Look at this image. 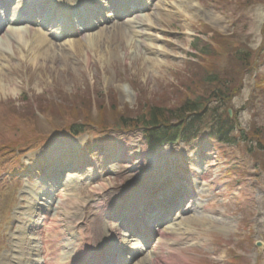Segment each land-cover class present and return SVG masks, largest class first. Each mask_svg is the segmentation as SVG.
Wrapping results in <instances>:
<instances>
[{
    "label": "rangeland",
    "instance_id": "1",
    "mask_svg": "<svg viewBox=\"0 0 264 264\" xmlns=\"http://www.w3.org/2000/svg\"><path fill=\"white\" fill-rule=\"evenodd\" d=\"M152 2L146 12L111 18L75 36H60L61 26L54 25L57 19L50 26L17 25L28 34L21 41L8 32L15 26L12 17L8 31L0 35V264H9L13 237L19 238L14 232L15 212L28 205L22 200L26 179L36 191L44 190L39 180L48 171L43 170L53 166L52 157L60 149L70 150L71 143L77 144L82 164L78 171L68 169L70 162L60 163L59 169L64 167L61 177H72L67 194L75 196L74 218L88 246L102 243L108 228L98 203L110 201L115 206L140 189L163 188L175 174L180 182L189 183L194 167L193 173L201 168L209 181L208 186L196 182L201 191L196 197L213 210L206 213L213 221L191 224L192 237L198 239L181 245L187 259L177 257L174 264H264V252L256 246L264 241V0H195L198 12L190 10L186 0ZM146 16L152 22L145 21ZM96 32L97 46H86ZM34 33L41 34L43 45L35 42ZM197 37L202 40L198 48ZM205 42L212 43L207 56L197 51ZM43 46L51 48L48 54ZM237 50L252 52L250 65L237 58ZM215 70L221 71V80H203ZM226 84L225 104L207 112L204 130L190 143L178 141L152 150L141 130L124 132L111 126L121 117L139 120L153 106L173 109L197 96L220 107L212 95ZM219 115L229 116L235 124L227 138L234 142L213 135L209 121ZM81 123L86 132L72 136L70 127ZM123 149L136 152L134 159L127 157L131 162L119 155ZM17 170L22 172L13 176L11 171ZM53 219L49 239L58 244L60 223ZM52 249L59 255L57 248ZM144 264L165 263L149 259Z\"/></svg>",
    "mask_w": 264,
    "mask_h": 264
},
{
    "label": "bare ground",
    "instance_id": "2",
    "mask_svg": "<svg viewBox=\"0 0 264 264\" xmlns=\"http://www.w3.org/2000/svg\"><path fill=\"white\" fill-rule=\"evenodd\" d=\"M25 1V0H24ZM27 4L32 5L31 7H35L36 5H34V3L32 2H36L35 0H26ZM42 0H39V2H41ZM56 0H53L52 3L54 4ZM59 7H55L57 14H61L62 17L63 15H65V22L68 19L69 16H71L72 18V9L69 5L70 2H72L75 5V2L79 3V6L86 4L87 2L90 1H94L95 0H68V2H64V0H59ZM150 0H147L146 2H149ZM188 1V8L193 9L195 12L199 11V6L198 4L195 5V0H186ZM110 3H112L109 0ZM113 8L114 4H110ZM154 4H151L149 9L153 8ZM20 6L21 9L25 8V6L27 7V5H23L22 1L20 2ZM115 6V5H114ZM75 7V6H74ZM160 7V6H159ZM157 7V8H159ZM20 8V7H19ZM73 8V7H72ZM20 11V9H18ZM17 10V11H18ZM112 16V14H111ZM147 22H152L150 17L146 16L145 17ZM67 23V22H66ZM68 24V23H67ZM69 27H73V30L71 32V35H75L76 33H79L78 28L80 26H77L76 24H68ZM66 27V26H65ZM62 28V27H61ZM8 32H11L12 36L14 38H17L19 40H23L24 38L28 37V34H25V30H22V28L19 27H11V30H9ZM7 32V33H8ZM68 34V32L66 33V31L62 32V35H66ZM100 35L99 32H96V35H92L89 36V40L86 41V43H84L86 46H97V39L100 37L98 36ZM33 37L36 39L35 42L38 41V45L41 46L43 45V42L45 41L44 38L41 36V34H37L34 33ZM1 39H4L3 37H1ZM5 42H7L9 39L5 38ZM99 41V40H98ZM44 47V55L45 53L48 54V52L51 50L50 47ZM1 74V73H0ZM1 81H0V85H1ZM1 87V86H0ZM75 143H71V148L69 146V149L71 151H75L76 148ZM77 145V144H76ZM75 149V150H74ZM70 150H68L70 152ZM67 149H65V151L63 149H60L58 154L62 155V157L67 156ZM68 152V153H69ZM74 157H77L76 154L73 155ZM59 157L57 158L55 161L56 162H60L61 158ZM80 161V159H79ZM167 183L166 185H176L175 182L176 180H174V178L171 176V178H167ZM43 186H44V192L45 193H37L36 188L34 186H32L30 188L27 189V195L29 197V200H31L30 204H28V209L27 210H20V212H17L16 217L20 223L19 225V229L22 230L21 232V241L22 244L21 246H17L16 250L20 251V254L17 253V251L14 253V255L12 256V258L10 260H12V264H17V262H19V264H44V262H42L41 259H44L43 253L45 252L43 250V247L41 248L40 246H38L37 241L35 238H38L37 234L35 232H32L31 228L34 224V226H37L40 223V219L39 218H35L38 214H40V212H42V208H38L37 205L43 204V200H46L44 198H51L50 195H46L44 196L46 193H51L52 191H54L55 189L59 190L60 192L59 194H57V198H55V200L53 201V199L51 201L48 200L47 204L45 205L49 210H51L52 208L56 207L55 209H59L57 212L54 213L53 217L57 218L58 222L60 223V225L58 226V236L63 237L62 243L59 245V249H61L62 251L59 253V256H57L55 258L56 262L55 264H68L70 262L69 257L73 254L72 251H67V254L65 252V248L69 247L70 245H74L75 241L73 239V230H74V222H75V212L73 213V210L78 209L75 199H73L75 196L74 195H68V191L70 188V185H66V181L62 184H58L55 182V180L53 178L49 179H45L43 181ZM66 192L65 194L63 192ZM139 193H142V190L139 191ZM135 196V195H133ZM35 197V198H34ZM43 197V198H42ZM43 199V200H42ZM138 199V198H136ZM135 199V200H136ZM132 200L128 201L131 202ZM127 202V203H128ZM51 204V205H50ZM49 206V207H48ZM131 206V204H130ZM198 208V204L196 205ZM201 207L203 208L202 210L205 212L200 211L199 210H190V215L191 216H185L184 218H182L179 223L173 225V227L169 230L163 229V235L159 237V239L157 240V245H156V250L149 254L150 256H143L141 254H139V258L137 257L135 262H133V264H144L146 262V260H151L152 262H160V260H162L165 264H174L173 261H170L171 258L173 256H178L179 258H186V255L182 253L183 250V246H181L182 244H187V243H191L192 240H197L198 238L196 237H192L193 236V231H190L191 228V224L198 222V221H203V220H208V221H213L212 219L208 218L209 215H206V213H210L212 212V209L210 210V207L207 206V204H201ZM18 210V211H19ZM54 211V210H52ZM192 211V213H191ZM46 215V214H45ZM44 215V217H45ZM43 217V218H44ZM36 223V224H35ZM32 232L31 238L28 236L30 235V233ZM71 232V234L69 233ZM69 233V234H68ZM68 234V235H66ZM66 235V237H65ZM108 238L109 236L106 235ZM192 237V238H191ZM140 237H138V239L135 240V242L132 243H128L127 247L125 246L127 244L126 240L123 241V245L125 246V249L128 250V252L126 253L127 255H133L136 252L138 253H143V251H141L139 248L138 250L135 252V250L137 249L136 246L138 247V242H139ZM28 241V243H27ZM112 242L115 244V242H117V238H112ZM72 247V246H71ZM142 247V246H141ZM72 249V248H71ZM65 252V253H64ZM137 253V254H138ZM150 253V252H149ZM18 254V255H17ZM131 258H134L133 256ZM128 259V256H127Z\"/></svg>",
    "mask_w": 264,
    "mask_h": 264
},
{
    "label": "trees",
    "instance_id": "3",
    "mask_svg": "<svg viewBox=\"0 0 264 264\" xmlns=\"http://www.w3.org/2000/svg\"><path fill=\"white\" fill-rule=\"evenodd\" d=\"M197 42H195L194 47H199L198 44L201 43L202 40H200L198 37L195 39ZM212 43L205 42L202 47L197 49V51L200 52L201 55H209L212 50H210ZM220 54L219 52H214ZM242 52L240 50H237V58L240 60H244L245 63L251 64L248 60V58L252 55V52H248L245 55V58H241ZM191 55V54H190ZM194 57H202L199 54L196 55V53H193ZM203 60V58H201ZM197 63V61H192V63ZM250 67V66H249ZM251 73L255 71V69H250ZM222 73L219 70H215L213 72V75H210L203 79L204 81H207L209 83H215L216 81L221 80ZM228 84L232 83L233 81L226 80ZM226 84L225 89L221 87H217L214 91L215 94L212 96H215L213 102H219L220 107L217 106V108L211 107V100L204 99L201 96H197L195 99H186L185 103H183L181 106H178L176 108H160L157 106H153L151 109H149L146 113H142L141 119L137 120V118L134 117H121V119L115 123L114 125H111L115 129H129L132 127H140L144 128L146 132V138H148V143L151 148L155 149L156 147H159L165 142H174L179 139H187L188 136L186 133H196L197 131H201L202 124L206 121V115L207 112H214L218 109L221 110L222 105L225 104L224 100L227 99V96L229 95V86ZM221 100V101H220ZM212 125L211 128H213L215 135L219 137L223 142H226L229 132L232 131L235 128V124L232 122L231 118L228 116V118H222L219 116L212 118L209 121ZM136 124V126H134ZM86 126L84 124L79 125H72L70 127V131L73 135H79L82 132H86ZM187 131V132H186ZM262 131L259 130L258 134ZM244 137L246 136L245 133ZM197 135V134H196ZM257 144L259 145L258 149L261 150L263 148V144L261 143V138H259ZM234 142L233 138H229L227 140Z\"/></svg>",
    "mask_w": 264,
    "mask_h": 264
},
{
    "label": "water",
    "instance_id": "4",
    "mask_svg": "<svg viewBox=\"0 0 264 264\" xmlns=\"http://www.w3.org/2000/svg\"><path fill=\"white\" fill-rule=\"evenodd\" d=\"M258 245L261 247L262 246V243L261 242H258Z\"/></svg>",
    "mask_w": 264,
    "mask_h": 264
}]
</instances>
